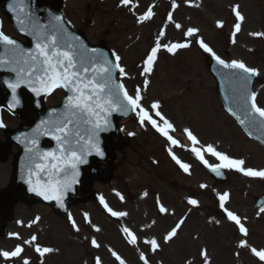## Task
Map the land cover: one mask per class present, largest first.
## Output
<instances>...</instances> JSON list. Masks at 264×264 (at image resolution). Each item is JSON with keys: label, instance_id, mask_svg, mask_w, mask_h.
I'll return each instance as SVG.
<instances>
[{"label": "snow or ice", "instance_id": "6c2138e0", "mask_svg": "<svg viewBox=\"0 0 264 264\" xmlns=\"http://www.w3.org/2000/svg\"><path fill=\"white\" fill-rule=\"evenodd\" d=\"M124 6H129L131 0H120ZM178 5L173 0L172 8L175 9ZM9 11L18 12L24 18L17 16V22L27 29V34L33 37L34 47L32 49H22L17 44V41L12 37L0 31V45H3L8 53L7 56H0V67L6 68L8 71L15 73V79L4 81L9 89H11L13 103L9 108L19 104L16 97V90L24 85L28 87L36 95L52 94L56 89H65L69 95L64 102V110L55 115L54 118L41 121L33 129L32 138L25 136L21 143L25 144L26 162L25 168L27 176L25 183L28 185V190L34 192L37 196L44 200H54L59 207L64 206V196L71 190L72 185L77 183L79 173V165L87 163L86 157L91 155L93 151L98 156H103L100 149L99 133L107 131L110 125L109 116L113 112L127 114L129 108L137 111L141 126L145 122L150 124L161 136H163L170 145L183 147L180 142L175 139L170 133L176 131L173 124L166 119L158 109L159 102H153L152 110L155 111V116L159 117L158 122L150 115L142 104V96L139 89L135 95L129 94L123 83H117L113 74L119 72L121 77L127 75L125 69L121 66V57L112 52L111 55L115 58L113 62L101 50L96 48L89 49L79 37L72 35L64 26V21L61 16H54L49 24H41L39 20L33 17L30 9L26 4V0H12L9 5ZM235 14L236 23L234 24L232 42L235 43V36L241 31V24L245 17L240 13L239 6L234 5L232 8ZM154 13L150 7L147 12L138 17V22H144L152 19ZM172 13H168V20L172 21ZM223 21H217L216 27L222 28ZM177 29H181L179 23L175 24ZM198 29L189 27L184 32L185 37L195 38L198 34ZM163 30L159 33L163 36ZM252 36L264 37V32L250 33ZM195 43L212 57V59L223 69L229 70L230 82H236L239 87L235 90L236 95L234 102L237 109L242 112L243 118L237 116L240 123L246 124L249 128L258 130L264 133V107L257 103V93L249 90L251 78L261 75L258 69L247 66L243 61L232 60L226 61L222 59L216 52L204 42L203 39H195ZM189 43H173L171 45H162L157 40L154 47L147 54L144 61V69L141 75L150 73L152 66L156 61L157 53L163 47L169 53L175 54L176 50L188 48ZM145 87L148 81L145 80ZM233 115L236 112L229 109ZM51 115V114H50ZM43 126V128H42ZM0 127L3 124L0 123ZM184 134L193 145L199 144L197 137L187 128ZM50 134L51 138L56 141V149L52 151H40L38 148V136ZM251 134V133H250ZM129 136L134 133H128ZM20 139L19 137L17 138ZM31 145V146H29ZM191 151L196 158L204 164L210 171L220 176L221 169H233L236 172L242 173L247 177H259L264 179V170H255L245 167L243 159L233 158L228 154L218 151L213 145L209 144L204 148L192 147ZM172 159L183 169L184 172H189L190 165L183 163L172 151L168 149ZM207 152L212 157H215L219 163L209 164L204 158L203 153ZM200 187L206 188L207 185L201 184ZM123 200L120 193H116ZM146 196L147 193L145 192ZM229 198V193L224 192L218 194L219 207L225 213L227 220L232 222L242 234L248 235V229L242 223L241 218L230 211L226 207V201ZM100 203L104 209L112 217H124L127 215L123 211H115L107 205L103 197L100 198ZM189 205L198 206L199 202L196 199L189 198ZM157 205L160 213H167L165 208L157 199ZM260 213H264V206L260 207ZM39 217H37V220ZM72 227L77 232L80 231L71 214L68 216ZM88 220L87 215L85 216ZM184 219L179 220L174 227L164 236V243L170 242L177 236L178 230L184 224ZM35 223V221H33ZM219 223V221H217ZM93 230L99 232L101 229L93 225ZM129 244L137 243V236L127 227L122 228ZM15 235V234H14ZM37 237L33 235L30 240H25V244H33ZM144 243L149 245L151 251L159 250L160 244L155 238L145 240ZM91 245L94 248H100L101 245L95 238H92ZM239 247L248 248L246 240H240ZM23 248L17 245L13 251H0V257L10 259L18 257L22 253ZM35 251L43 257L47 253L56 251L51 247H41L36 244ZM111 254L119 262L125 264V261L112 249H109ZM251 253L261 262H264V249L258 250L255 247H250ZM200 256L203 258V264H209L208 253L206 249L200 251ZM238 255V254H237ZM140 260L143 264H149L148 259L142 252ZM24 264H28L25 260ZM95 264H102L100 257L95 258ZM187 264H192L188 261Z\"/></svg>", "mask_w": 264, "mask_h": 264}, {"label": "rangeland", "instance_id": "374dc122", "mask_svg": "<svg viewBox=\"0 0 264 264\" xmlns=\"http://www.w3.org/2000/svg\"><path fill=\"white\" fill-rule=\"evenodd\" d=\"M232 2L233 0H194L193 6L179 8L174 12V28H176L175 24L177 23L182 26L181 28L193 25L201 31V34L207 35V40H209L218 52L221 53L225 49H229L231 57H236L244 61L250 60V55L246 52V49H244L245 41L248 40L245 35L235 38L236 42L233 44V47H229L225 41V35L222 29L217 31L212 26V22L216 17L221 15H223L225 19L229 17L227 10H223L220 5L226 7ZM118 3L119 0H106L102 3L98 0H67L65 9L68 17L72 20L74 25L78 26L83 32H85L91 42L102 38L112 46L123 47L134 56H137L143 48L146 47L147 49L151 44V32L148 30V39L144 33L147 30H144L142 27H133L132 25H135V23L130 14L125 12L124 8L117 9L116 6ZM251 4L255 5L253 11L251 9ZM246 5L248 7V10L246 11H248L250 17L252 13L259 14L261 11L260 0H246ZM88 6L89 8H87ZM97 9L99 11L97 12V21H95V24L86 27L85 24L79 22L80 18H84L87 15L94 17L95 12L93 13V11H96ZM158 10H160V8H158ZM121 11L123 12L121 13ZM116 21L117 25H114ZM120 21L123 24L119 27ZM109 23H113L111 30L102 32L101 30L110 29L108 28ZM243 26L244 30L249 29L247 22H245ZM130 35L134 36L131 38ZM248 42L251 41L248 40ZM252 45L256 46L258 51L264 50L263 45L258 43ZM140 46H142L141 49ZM197 53L198 52L195 49L182 51L179 52L174 59H167L170 57H167L164 53L161 54L158 61V64L160 63L158 67L161 65V68L158 72L163 71L164 77L168 79L171 76L169 71L172 68L180 69L182 71L181 74L175 75V83H171L169 80L166 82L168 88L173 90L167 91L164 97H166V101L170 102H177V100L181 101L180 105L172 110L173 114H180L177 117L175 116L178 120H186L187 115L190 118L193 116L191 113L184 112L185 103L188 101L190 107H194L201 111L195 115V117H201L203 123L206 124L205 127H210L209 123L211 120L217 122L220 127H225L231 138L238 142L237 149L241 150L245 148V143L238 139V134L235 128H233L219 112V104H216L215 96L210 94V91L213 93L214 82L203 67L202 60ZM187 80L189 82H187ZM181 83L185 84L184 86L188 91L191 89L195 92L193 97L188 91L184 98H182V95L178 96L175 93L176 89L181 86ZM201 87H204L203 90ZM155 88L158 89L156 86ZM163 89L164 88L162 87V89L159 90ZM153 92H155V90H153ZM175 117L173 116L176 126L182 127L183 124L177 121ZM124 124L127 128L133 129L129 120L124 122ZM146 136L148 142L150 139L151 146L162 145V142L156 137L148 133H146ZM147 140L145 139V142ZM144 147L148 146L144 145ZM131 149L133 150L134 147L131 146ZM148 150L150 153L134 154V151L132 152L126 149H121V151L117 153L113 181L109 184L95 185V190L105 193L112 206L117 208V203L124 202L116 193H120L121 196L124 193L127 200H129L133 196H136L137 192L135 188L139 185L140 187L148 185L150 193V185L155 188L162 186L165 192H167L165 187H174L172 182L182 186L181 182L185 177L176 174L172 169L166 168L165 165L162 164L164 158L160 154V148L157 150L149 148ZM148 154L157 156L160 165H152L147 159ZM139 165H141L140 168L136 167ZM135 175H139L137 180H135ZM158 183L160 186L157 185ZM136 202L137 207H130L128 204L125 205L128 208V216L131 222L143 226V223L147 222L151 217L156 218L151 202H148L147 199L143 202L136 199ZM83 210H87L90 214L91 223L85 224L81 220V212ZM46 211L47 210L44 209L45 232L42 236V240L44 243L53 245L54 247L51 248L56 249V251L47 253L43 257L35 251H29L27 255L21 256L17 259L18 264H24V258H28V264H89L92 256L100 257L102 264H119V262L113 260L109 249L121 254L125 264H142L139 261V253L148 252V245L144 243H138L136 247L127 248L123 242L122 234L117 223L106 218L94 202H82L73 208L75 220L80 229L79 232L75 230V234L73 233L74 230L69 225H66L63 220L61 222L57 219H53L50 214L46 213ZM192 212L194 214L196 213V211ZM201 221L202 220L198 222L197 216L192 215L186 221L187 226L184 229L182 228L180 235L181 238L174 242L172 241L169 245L165 246L160 241L161 234L163 233V230H166L173 223V219H170L169 217H165L164 220L157 218V223L154 226L148 227L146 229V234L153 236L158 243L161 244V247L159 248V250L161 249V252L156 251V253L153 254L155 255V257L152 258L153 261H149V264H157L159 261H164L162 263L166 262L168 264H183L186 259L185 257L188 255H196L201 240L197 229L201 227ZM93 225L99 227L101 230L99 232L94 231ZM83 237H89L91 239L95 238L101 247L94 248L91 246L89 248L84 244ZM141 238L142 236H139V241ZM202 238L209 247L213 246L214 235L211 229L205 228V235ZM185 242H187L190 247H184L181 250L179 244H184ZM184 251H186V253H184ZM193 264H197V262L195 261Z\"/></svg>", "mask_w": 264, "mask_h": 264}, {"label": "bare ground", "instance_id": "6f19581e", "mask_svg": "<svg viewBox=\"0 0 264 264\" xmlns=\"http://www.w3.org/2000/svg\"><path fill=\"white\" fill-rule=\"evenodd\" d=\"M152 20H154V18H152ZM147 25V26H146ZM145 25V29H148V28H151L153 25L152 24H150V23H148V24H146Z\"/></svg>", "mask_w": 264, "mask_h": 264}]
</instances>
